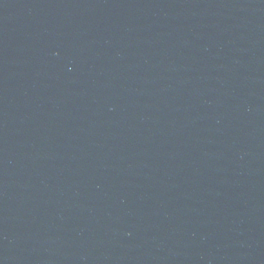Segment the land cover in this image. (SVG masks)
<instances>
[{"label":"water","instance_id":"1","mask_svg":"<svg viewBox=\"0 0 264 264\" xmlns=\"http://www.w3.org/2000/svg\"><path fill=\"white\" fill-rule=\"evenodd\" d=\"M0 264H264V0H0Z\"/></svg>","mask_w":264,"mask_h":264}]
</instances>
